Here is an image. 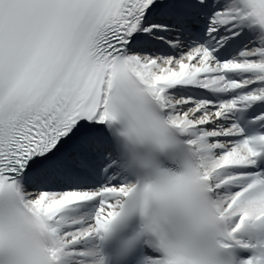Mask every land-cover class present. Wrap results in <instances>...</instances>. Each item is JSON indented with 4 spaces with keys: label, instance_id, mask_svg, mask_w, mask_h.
<instances>
[{
    "label": "snow or ice",
    "instance_id": "6c2138e0",
    "mask_svg": "<svg viewBox=\"0 0 264 264\" xmlns=\"http://www.w3.org/2000/svg\"><path fill=\"white\" fill-rule=\"evenodd\" d=\"M129 92L172 130L139 162ZM4 208L26 264H264V0H0Z\"/></svg>",
    "mask_w": 264,
    "mask_h": 264
},
{
    "label": "clouds",
    "instance_id": "9594fccd",
    "mask_svg": "<svg viewBox=\"0 0 264 264\" xmlns=\"http://www.w3.org/2000/svg\"><path fill=\"white\" fill-rule=\"evenodd\" d=\"M115 115L109 128L130 160L147 159L150 150L172 132L170 127L164 128L155 106L144 103L134 92L125 93V103L115 110ZM0 211L6 213L7 208ZM31 245V237L21 228L14 251L0 247V264H26Z\"/></svg>",
    "mask_w": 264,
    "mask_h": 264
}]
</instances>
